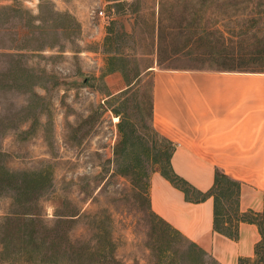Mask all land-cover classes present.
Instances as JSON below:
<instances>
[{
	"label": "rangeland",
	"instance_id": "374dc122",
	"mask_svg": "<svg viewBox=\"0 0 264 264\" xmlns=\"http://www.w3.org/2000/svg\"><path fill=\"white\" fill-rule=\"evenodd\" d=\"M183 1L161 22L189 46L157 57L159 0H0V264H219L152 210L148 67L264 71V0Z\"/></svg>",
	"mask_w": 264,
	"mask_h": 264
},
{
	"label": "crops",
	"instance_id": "0c3cea01",
	"mask_svg": "<svg viewBox=\"0 0 264 264\" xmlns=\"http://www.w3.org/2000/svg\"><path fill=\"white\" fill-rule=\"evenodd\" d=\"M157 5L156 28L160 3ZM161 34L166 38L170 33H159L158 29L152 33L157 57L188 47L161 41ZM148 68L152 70L151 121L174 145L170 158L174 172L207 193L214 186L216 171L221 170L242 183L241 212H262L264 71L156 68L155 64ZM190 197L193 194H187L161 170L151 175L152 210L188 240L219 264H239L240 258L254 257L261 239L257 224L241 221L237 237L232 238L215 230L213 196L204 200Z\"/></svg>",
	"mask_w": 264,
	"mask_h": 264
},
{
	"label": "trees",
	"instance_id": "16d2710c",
	"mask_svg": "<svg viewBox=\"0 0 264 264\" xmlns=\"http://www.w3.org/2000/svg\"><path fill=\"white\" fill-rule=\"evenodd\" d=\"M161 1V3H160ZM183 1V0H180ZM185 2V1H183ZM160 3V17H159V23H158V32L164 33L162 20L164 19L162 15V0H159ZM262 6V5H260ZM187 5H183L182 10H187ZM192 25L191 22H187L184 18H182L180 21H176L175 26H172L173 28H177L178 30H184L187 27ZM166 36V35H165ZM176 35H172L170 33L167 34L166 38L162 36L161 34V41L165 40L167 42H173L174 39H176ZM180 37V36H179ZM178 37V38H179ZM185 45L189 46V42L191 39L190 36H186ZM188 38V39H187ZM162 52V50H161ZM162 54H160L161 56ZM231 70H238V71H263V70H242V69H231ZM151 118H152V111H151ZM166 147L168 149L167 156H166V162H164V166L161 165L160 170L162 173L167 176L174 184L184 189L187 194H193V195H199L197 198H191L193 200H204L208 196H213L215 201V230L218 232L224 233L229 235L232 238H236L238 235V225L241 221H247L252 222L258 225L259 231L261 233V239L257 243L255 247V255L254 257H248V258H240L239 264H264V210L260 213L254 212V211H247V212H241L240 210V195L242 190V183L239 180H236L226 173H224L221 170H217L215 174V183L212 189L207 193H202L195 189L189 182H187L185 179L177 175L171 165L170 158L171 153L174 149V145L169 141L166 140ZM166 151V150H165ZM165 167V168H164ZM127 174V173H125ZM226 203L227 208H223L221 203ZM153 212V211H152ZM80 210L75 211H66L64 213L60 214L59 223L64 224H71L73 222V217L76 215H80ZM23 213H13L9 217L5 218V221L7 223L13 222V221H19L21 220V216ZM156 214V213H155ZM168 228H171L172 231H175V233L181 234L178 230L173 228L169 223L164 221ZM72 244V243H70ZM190 244L197 248L199 251H202L201 247H199L196 243L191 242ZM27 251H24L22 255H28L26 253ZM203 252V251H202ZM76 253V257L80 260L82 256H87L89 251L88 248L80 247L79 251L74 252ZM99 255V254H98ZM96 264H102V261H94ZM91 264V262H90Z\"/></svg>",
	"mask_w": 264,
	"mask_h": 264
},
{
	"label": "built area",
	"instance_id": "2783aa9c",
	"mask_svg": "<svg viewBox=\"0 0 264 264\" xmlns=\"http://www.w3.org/2000/svg\"><path fill=\"white\" fill-rule=\"evenodd\" d=\"M97 16L103 19L107 18L106 12L104 9H100L96 12Z\"/></svg>",
	"mask_w": 264,
	"mask_h": 264
}]
</instances>
